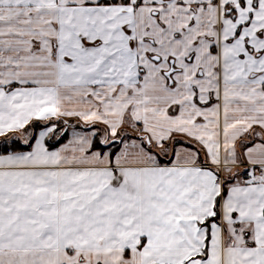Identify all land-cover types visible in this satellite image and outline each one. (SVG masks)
Masks as SVG:
<instances>
[{"label": "snow or ice", "instance_id": "1", "mask_svg": "<svg viewBox=\"0 0 264 264\" xmlns=\"http://www.w3.org/2000/svg\"><path fill=\"white\" fill-rule=\"evenodd\" d=\"M0 264H264V0H0Z\"/></svg>", "mask_w": 264, "mask_h": 264}]
</instances>
